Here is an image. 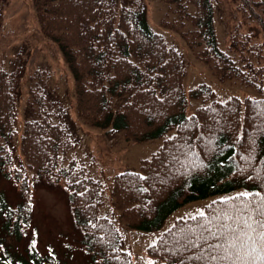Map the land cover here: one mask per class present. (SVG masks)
<instances>
[{
    "label": "trees",
    "instance_id": "1",
    "mask_svg": "<svg viewBox=\"0 0 264 264\" xmlns=\"http://www.w3.org/2000/svg\"><path fill=\"white\" fill-rule=\"evenodd\" d=\"M32 1L42 34L58 46L73 76L78 117L123 131L127 141L164 140L139 171L95 179L69 157L78 142L53 111L45 84L51 72L37 69L28 76L33 116L20 130L26 67L0 66V176L14 180L25 198L12 205L0 196V264H58L55 254L37 250L35 239L24 252L12 247L30 225L36 179L66 180L83 247L101 264H133L115 223L101 211L106 197L128 227L149 231L192 201L238 188L264 194V0H236L226 48L217 36L215 0H159L166 7L162 26L183 36L213 75L261 94L226 101L214 99L204 83L186 91L183 54L151 27L144 0ZM4 7L0 0V39ZM257 33L261 40H254ZM190 99L201 105L189 114ZM229 197L207 204L206 215ZM196 223L191 217L174 220L148 247L155 264H204L189 259L199 250L184 247L187 229Z\"/></svg>",
    "mask_w": 264,
    "mask_h": 264
},
{
    "label": "rangeland",
    "instance_id": "2",
    "mask_svg": "<svg viewBox=\"0 0 264 264\" xmlns=\"http://www.w3.org/2000/svg\"><path fill=\"white\" fill-rule=\"evenodd\" d=\"M118 1L127 4L133 0ZM144 2L147 5L148 21L152 28L161 33L170 45L183 54L187 66L184 83L186 91L204 83L212 88L214 99L219 101H226L233 96L243 99L261 95L256 88L247 87L240 82L220 81L210 68L194 55L183 36L162 26L161 20L166 12L163 3L159 0H144ZM235 3L236 0H215L217 36L222 48H226L227 33L233 27L232 12ZM3 4L5 20L0 39V66L10 70L15 64H24L26 67L21 77L19 91V129H23L26 118L33 116L28 95V76L37 69H46L51 72L50 80H45V84L48 83L46 85L53 111L60 114L59 118L67 123L78 142L70 151L69 157L77 159L87 168L90 176L102 182H107V179L126 171H139L141 161L157 151L164 139L127 141L123 131L96 127L80 119L75 106L73 76L58 46L42 34L33 1L3 0ZM255 39L261 40L262 35L257 33ZM262 62H264V53ZM120 102L121 100H116L113 104L119 105ZM199 105H201L199 100L190 99L188 113H192ZM1 177L0 196L2 194L12 205L25 201L17 183L12 179ZM32 186L34 200L31 206L30 225L24 237L22 236L20 241L13 242L12 247L24 252L32 239H35L37 250L42 254H55L58 264H101L94 261L83 247V233L74 222L66 180L36 179ZM243 192H247V189L238 188L186 203L171 212L160 228L149 231L128 227L109 197L105 198L101 211L115 223L122 235L124 248L132 256L133 264H155L148 247L157 241L174 220L198 215L200 210L205 211V206L216 198ZM108 193L109 191L106 194Z\"/></svg>",
    "mask_w": 264,
    "mask_h": 264
},
{
    "label": "snow or ice",
    "instance_id": "3",
    "mask_svg": "<svg viewBox=\"0 0 264 264\" xmlns=\"http://www.w3.org/2000/svg\"><path fill=\"white\" fill-rule=\"evenodd\" d=\"M220 203L224 207L210 214L200 210V219L191 217L197 223L188 227L184 247L199 254L189 259L204 264H264V194L243 192Z\"/></svg>",
    "mask_w": 264,
    "mask_h": 264
}]
</instances>
